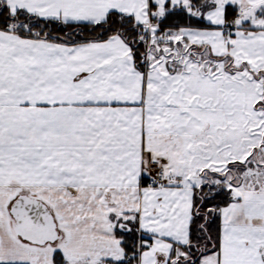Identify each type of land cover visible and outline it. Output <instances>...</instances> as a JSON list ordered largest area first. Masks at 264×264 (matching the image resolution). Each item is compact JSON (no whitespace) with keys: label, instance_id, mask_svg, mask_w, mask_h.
<instances>
[{"label":"snow or ice","instance_id":"1","mask_svg":"<svg viewBox=\"0 0 264 264\" xmlns=\"http://www.w3.org/2000/svg\"><path fill=\"white\" fill-rule=\"evenodd\" d=\"M0 264H264V0H0Z\"/></svg>","mask_w":264,"mask_h":264}]
</instances>
